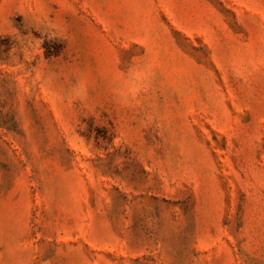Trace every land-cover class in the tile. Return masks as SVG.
<instances>
[{
    "label": "rangeland",
    "instance_id": "374dc122",
    "mask_svg": "<svg viewBox=\"0 0 264 264\" xmlns=\"http://www.w3.org/2000/svg\"><path fill=\"white\" fill-rule=\"evenodd\" d=\"M0 264H264V0H0Z\"/></svg>",
    "mask_w": 264,
    "mask_h": 264
},
{
    "label": "clouds",
    "instance_id": "9594fccd",
    "mask_svg": "<svg viewBox=\"0 0 264 264\" xmlns=\"http://www.w3.org/2000/svg\"><path fill=\"white\" fill-rule=\"evenodd\" d=\"M46 29L49 38L57 36V28L47 19L40 21V29ZM151 80V69L148 66H140L126 72L114 90L117 102L125 108L134 107L138 99L147 93ZM87 88L79 81L72 86L67 95L73 101H83L87 97Z\"/></svg>",
    "mask_w": 264,
    "mask_h": 264
}]
</instances>
